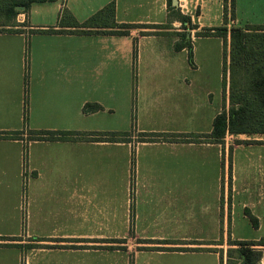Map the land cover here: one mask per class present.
Segmentation results:
<instances>
[{"label":"crops","instance_id":"obj_1","mask_svg":"<svg viewBox=\"0 0 264 264\" xmlns=\"http://www.w3.org/2000/svg\"><path fill=\"white\" fill-rule=\"evenodd\" d=\"M145 1L115 0V24L138 26L129 36L72 33L69 24L112 0L33 3L18 32L0 19V264H135L142 245L158 250L160 264H221L229 239L264 241V135L137 141L142 133L209 135L229 107L224 50L199 58L195 46L215 38L224 48L223 39L194 36L190 61L187 49L175 50L180 31L152 34L168 24L169 0ZM190 2L200 7L198 31L264 26V0H235L228 21L224 0L220 10L217 0L182 6ZM146 5L149 14L129 19ZM48 30L65 33L35 32Z\"/></svg>","mask_w":264,"mask_h":264},{"label":"trees","instance_id":"obj_2","mask_svg":"<svg viewBox=\"0 0 264 264\" xmlns=\"http://www.w3.org/2000/svg\"><path fill=\"white\" fill-rule=\"evenodd\" d=\"M56 0H0V19L11 21L17 18L20 12L18 7H24L26 14L33 3H47ZM225 1L224 13L225 18L228 15L227 1ZM115 0L96 15L91 17L84 24H69L75 30L74 34H102V35H118L129 36L130 30L138 28V26L130 24H115ZM235 0H231L232 17H234ZM66 17V16H65ZM188 19V20H187ZM184 27L186 23L191 24L190 18L182 16L180 18ZM187 20V21H185ZM16 21V20H15ZM4 24L9 26L10 32H18L15 30L19 25ZM189 29V28H187ZM192 29V28H191ZM211 31H215L211 34ZM22 32V31H21ZM34 32V31H33ZM48 34L65 33L62 31L48 30L35 31ZM211 33L197 34V37H217L224 41V79L223 89L225 100L228 99L229 107L226 105L222 113H220L213 123V131L209 135H168L161 133H142L139 134V142H161L174 141L180 143H189L191 141H199L208 139L216 144H222L226 135H264V26H246L235 27L230 32L225 29H211ZM71 33V32H66ZM179 36H183L179 34ZM187 49L189 51V60L193 59V46L188 42H179L175 46L177 52ZM134 57H138V43H134ZM229 76V81H228ZM229 84V92L227 96V87ZM99 109V106H97ZM86 111V107H85ZM21 133H8L10 138H16ZM41 136L49 135L48 140H56V136H71V133H32ZM100 137L108 136L107 134H99ZM60 139H63V138ZM113 137L116 138L115 135ZM122 137H124L122 135ZM112 138V140H115ZM101 140V138H99ZM230 150V170H231ZM231 181V174H230ZM256 225V222L254 223ZM141 244H151L149 242H141ZM228 249L226 251V264H261L263 258L262 248L264 241H233L229 239ZM221 264H225V252H220Z\"/></svg>","mask_w":264,"mask_h":264},{"label":"rangeland","instance_id":"obj_3","mask_svg":"<svg viewBox=\"0 0 264 264\" xmlns=\"http://www.w3.org/2000/svg\"><path fill=\"white\" fill-rule=\"evenodd\" d=\"M137 3L140 2V0H136ZM142 3L146 2L145 0H141ZM180 1V4L178 8L177 4H174L173 5V0H169L168 1V5H167V10L169 12V17H168V24H165V25H161V26H156L155 27V31L153 32L152 31V34H172V35H176L177 33L176 32H173V30H178L180 31V34H182L183 36H179V41L182 42V43H185V42H188V44H192L193 43V37L195 36L196 38L197 37V34H205V33H211V34H214L215 31H211L209 32V30L211 29H227L229 32L232 28H235V26L233 24H204L205 27L199 29V24H193V18L192 16L195 18V16H197L199 13H200V7H197L196 5V2H190L189 6L187 8H184L182 6V3H184V0H178ZM220 0H217V4H214L213 6L214 7H217V10H220ZM225 3V1H224ZM133 4H135V2H133ZM141 4V3H140ZM225 6V4H224ZM227 7H228V12L230 13L231 11V0H228L227 1ZM149 6L146 5L142 8L140 7H136V9L133 10V16L129 17V19H132V18H136V17H141V16H145L146 14H149ZM181 10H184L185 12H187L188 10V15H183ZM18 12H20V14H18L17 18L14 19V20H11L9 21L11 24L10 25H16L15 24V20L18 19L19 15H21V13L23 11L21 10H17ZM182 16L186 17V18H190V21H191V24L189 23H186V27H184V24L183 22H181L180 18H182ZM27 17V15H26ZM137 19V18H136ZM156 19V17L154 18ZM228 21V15H227V18H225V13H224V17H223V20ZM27 20V19H26ZM35 20V16L32 15V21ZM188 20V19H187ZM185 20V21H187ZM6 20H4L5 22ZM173 21H179L178 23L180 24H171V22ZM188 22V21H187ZM173 25H175V27H173ZM189 28V29H187ZM192 28V29H191ZM15 29V28H14ZM166 30H169L170 33H166L165 31ZM172 31V32H171ZM137 34L139 35L140 31H136ZM151 34V33H149ZM188 35H190V39H188ZM156 44H158V41H154L153 42V45L156 46ZM196 55L197 57H204L205 54L208 52L210 53L212 56H215V57H219V56H223V50L224 48L222 47V45L220 44V41L218 39H215V38H212V39H205L203 41H199L196 45ZM151 47L150 43L148 41L144 42V44L141 46H139V52H140V49H144L145 50V56L147 55V49H149ZM160 47H161V44H160ZM186 57H188V54H185ZM224 57V56H223ZM137 68L134 69V73H133V78H132V82H131V88L133 89V93L136 92L137 90V87H138V73L139 71L137 72ZM141 73V72H140ZM141 85V84H140ZM134 119V117H133ZM133 119L131 120V127L133 126V129H134V121ZM27 129V128H25ZM136 138H137V141L140 140V136L137 134L136 135ZM26 187V186H24ZM132 188L135 190V186H132ZM144 241H151V240H144ZM143 241V242H144ZM133 245L137 244V241L133 240ZM144 248V253L142 255H140L139 259H137V262L135 261L134 263L136 264H160L161 262V258L159 257V255L157 256L155 253L158 251L157 249H150L151 245H142ZM161 246V245H159ZM149 247V248H148ZM228 249V243L226 245H224V251H225V264H226V251ZM259 249H262L263 251V258H262V261H261V264H264V247L262 248H259Z\"/></svg>","mask_w":264,"mask_h":264},{"label":"water","instance_id":"obj_4","mask_svg":"<svg viewBox=\"0 0 264 264\" xmlns=\"http://www.w3.org/2000/svg\"><path fill=\"white\" fill-rule=\"evenodd\" d=\"M17 10L24 11V7H18Z\"/></svg>","mask_w":264,"mask_h":264}]
</instances>
